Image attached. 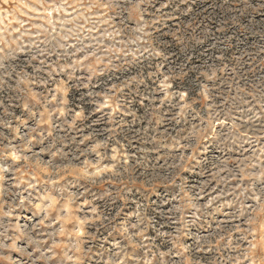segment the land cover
Listing matches in <instances>:
<instances>
[{
  "label": "clouds",
  "instance_id": "9594fccd",
  "mask_svg": "<svg viewBox=\"0 0 264 264\" xmlns=\"http://www.w3.org/2000/svg\"><path fill=\"white\" fill-rule=\"evenodd\" d=\"M0 264H264V0H0Z\"/></svg>",
  "mask_w": 264,
  "mask_h": 264
}]
</instances>
